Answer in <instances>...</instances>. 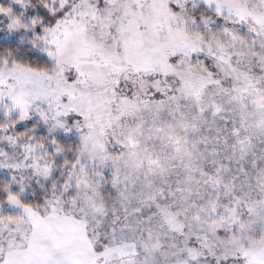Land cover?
<instances>
[{"label": "snow or ice", "instance_id": "snow-or-ice-1", "mask_svg": "<svg viewBox=\"0 0 264 264\" xmlns=\"http://www.w3.org/2000/svg\"><path fill=\"white\" fill-rule=\"evenodd\" d=\"M0 264H264V0H0Z\"/></svg>", "mask_w": 264, "mask_h": 264}]
</instances>
